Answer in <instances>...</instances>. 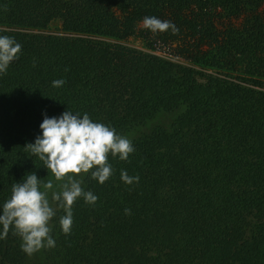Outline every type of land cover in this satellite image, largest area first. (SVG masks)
Listing matches in <instances>:
<instances>
[{"label": "trees", "instance_id": "16d2710c", "mask_svg": "<svg viewBox=\"0 0 264 264\" xmlns=\"http://www.w3.org/2000/svg\"><path fill=\"white\" fill-rule=\"evenodd\" d=\"M0 35L22 44L0 75V204L27 173L54 180L25 148L42 113L86 112L135 149L102 184L78 174L98 199L69 234L58 210L55 247L29 256L10 230L0 264H264V0H0ZM145 35L179 61L125 44Z\"/></svg>", "mask_w": 264, "mask_h": 264}, {"label": "clouds", "instance_id": "9594fccd", "mask_svg": "<svg viewBox=\"0 0 264 264\" xmlns=\"http://www.w3.org/2000/svg\"><path fill=\"white\" fill-rule=\"evenodd\" d=\"M143 26L152 33L179 31L171 20L157 16H145ZM22 44L15 37L0 35V75L7 73L12 62L19 59ZM63 78L52 81L53 87H62ZM40 134L25 148L44 162L54 180L46 182L38 179L35 172L27 173L15 182L11 196L0 204V239L12 230L21 240V250L27 254L42 248L55 247L52 236L53 218L58 210H63L59 225L64 234L71 232L73 224L72 205L83 198L85 203L94 204L98 197L83 187V177L78 174L90 173L99 183H104L113 174L108 162L109 154L120 160H127L134 152L132 141L117 132L116 128L90 118L88 113L65 110L58 116L49 117L42 113ZM121 179L126 183L138 181L121 171ZM55 181L60 183L57 185ZM126 213L130 212L125 209Z\"/></svg>", "mask_w": 264, "mask_h": 264}, {"label": "rangeland", "instance_id": "374dc122", "mask_svg": "<svg viewBox=\"0 0 264 264\" xmlns=\"http://www.w3.org/2000/svg\"><path fill=\"white\" fill-rule=\"evenodd\" d=\"M53 28H55V27H53ZM55 31H57V30L55 29L52 32H55ZM125 44L129 47L135 48V49H137L141 52H144V53L157 54V55H160L162 57H167V58H171L173 60L179 61L173 56V53L171 52V49H172L171 46L162 45L159 42V40L154 38L153 36H147V35H145L144 37L133 36V37L129 38L125 42ZM164 120L168 124L171 123V120H167V116L164 117ZM128 139H131V138L128 137ZM251 234H252V232H249V235H251Z\"/></svg>", "mask_w": 264, "mask_h": 264}]
</instances>
